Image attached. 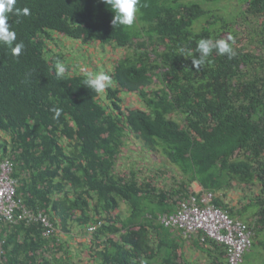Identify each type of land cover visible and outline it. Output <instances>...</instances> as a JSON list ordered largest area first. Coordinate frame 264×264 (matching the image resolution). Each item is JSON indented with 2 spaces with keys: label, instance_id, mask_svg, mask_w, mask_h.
I'll return each mask as SVG.
<instances>
[{
  "label": "trees",
  "instance_id": "trees-1",
  "mask_svg": "<svg viewBox=\"0 0 264 264\" xmlns=\"http://www.w3.org/2000/svg\"><path fill=\"white\" fill-rule=\"evenodd\" d=\"M137 7L132 27L113 28L100 0H16L29 15L8 19L20 55L0 45V160L12 163L16 196L53 234L38 223L3 224L0 264H71L59 231L71 235L74 225L92 238V264H183L177 253L186 241L158 218L195 194L194 183L252 232L241 264L264 259V0ZM229 37L231 59L213 50L193 68L200 39ZM57 59L68 69L62 78ZM96 72L111 77L101 94L83 86ZM131 137L141 144L133 158L124 156ZM238 187L246 195L240 208L227 199ZM206 236L191 235L192 244L214 252L212 264H227L225 247Z\"/></svg>",
  "mask_w": 264,
  "mask_h": 264
},
{
  "label": "clouds",
  "instance_id": "clouds-1",
  "mask_svg": "<svg viewBox=\"0 0 264 264\" xmlns=\"http://www.w3.org/2000/svg\"><path fill=\"white\" fill-rule=\"evenodd\" d=\"M100 2L105 4L107 6V8L113 13V17H112L111 22H110L111 26L113 28H116V27L127 28V27H132L134 25V22L137 18V12H138L137 6L139 3V0H100ZM15 4H16V0H0V45L7 46L11 50V53L13 56H19L24 45L22 42L21 43H15V46L13 47V44L16 41V33L14 31L10 30V26L8 24V19H9L10 14H14L17 16H19V15L27 16V15H29V9L24 8L23 10H21L19 8H14ZM231 39L232 38L229 37L228 40L220 39V40H216L215 42H213L210 39H200L197 43V48H196V51L199 53V56L191 58L193 68L195 70H199L201 68V66H203L207 62V59L211 55L213 50H215L217 52V54L227 55L228 58L231 59L235 55L233 47L229 43V41ZM181 53L183 56V50H181ZM54 70H55V74H56L57 78L64 77L68 71L66 65L63 62H61L59 59H57L56 62L54 63ZM110 84H111V77L104 72L87 73L86 76L84 77V80H83V86L86 87L87 89L95 92L96 94H101V93L105 92V90L110 86ZM126 95L129 96V95H135V94L128 93ZM120 96L123 99L127 98V97L124 98L123 94H121ZM139 103L141 105L140 99H139ZM131 107H133V106H131ZM133 108H138V107H133ZM139 108H143V106L141 105ZM61 111L62 110L58 109V108L53 109L54 119H58L60 117ZM132 139H135V138L131 137L130 141ZM135 140H137V139H135ZM137 143L139 144V146H141V144L139 143L138 140H137ZM127 151L125 152L124 156H129V155H127ZM132 155H134L133 150L130 152L131 158H132ZM150 155L151 154H149L148 156H150ZM0 161H4V160H0ZM195 184H197L201 188L200 191H195V189L193 187ZM192 188H193L195 194H191L187 199L182 201L175 213L163 214L161 216L159 215V218H158L159 222H161L163 224V226L170 228V230H172V233L175 236L185 238V239L190 238L191 235H197V233L199 231L186 234V233H184L183 228L180 226V224L166 225L165 217L168 218L174 214H177L181 210V204L183 202H192L193 199H195L197 201V203L202 207L208 206V205L215 207V205L212 204L213 196L211 193L203 194V189L198 183H194L192 185ZM200 193H202V194H200ZM208 196H211L210 201L206 204L201 203V200L205 197H208ZM16 198H18V197L16 196ZM18 199H21V198H18ZM21 201H22L24 209L33 213L31 210H29L24 205L22 199H21ZM215 208H217V207H215ZM217 209H219V208H217ZM219 210H221V209H219ZM221 211H223V210H221ZM223 212H226V211H223ZM226 213L228 214V212H226ZM34 215L37 216L40 214H34ZM46 220H47V218H46ZM20 223H24L25 225H30L32 223H38L43 228L44 236H51L53 234V228L48 221H47L48 226L46 224H44L43 222H39V221H37V222H35V221H32V222L21 221L18 224H20ZM18 224H14V225H18ZM94 230L95 229L92 226H89L88 231L90 233H92ZM59 233L61 234V237L63 239L67 240V247L69 246L68 247L69 252L67 253V255L71 259L74 258V255L76 252L75 249H77L78 247H80L84 244L89 243L88 245H90V240L92 239L91 237L85 238L83 236V234L80 232V230H78V231L74 230V232H72L71 235L64 233L62 231H59ZM66 236H71L72 238H75V239L69 240L68 237H66ZM206 239H211V238L206 236ZM204 240H205V238L202 241H204ZM211 240H213V239H211ZM214 242H216V241H214ZM216 243L219 244L218 242H216ZM251 247H252V237H251ZM250 248H249V250H250ZM0 249L2 250V247H0ZM2 252H3V250H2ZM3 254H4V252L2 254H0V262H2L1 257ZM87 256L90 258L89 250L87 252ZM243 260H244V257H243ZM89 262L91 264L93 263L92 257L90 258ZM226 262L228 264L227 251H226Z\"/></svg>",
  "mask_w": 264,
  "mask_h": 264
},
{
  "label": "built area",
  "instance_id": "built-area-1",
  "mask_svg": "<svg viewBox=\"0 0 264 264\" xmlns=\"http://www.w3.org/2000/svg\"><path fill=\"white\" fill-rule=\"evenodd\" d=\"M12 163L0 161V226L14 225L21 221H39L47 225L43 215L35 216L24 209L21 199L16 198V182L11 178ZM211 196L205 197L201 203L206 204ZM166 225H177L184 233L202 231L214 241L222 244L227 251L228 264H241L245 253L251 247L252 233L241 221H234L230 216L214 206H200L195 199L183 202L181 210L168 218ZM48 226V225H47ZM2 241H0V247ZM0 249V254H2Z\"/></svg>",
  "mask_w": 264,
  "mask_h": 264
},
{
  "label": "rangeland",
  "instance_id": "rangeland-1",
  "mask_svg": "<svg viewBox=\"0 0 264 264\" xmlns=\"http://www.w3.org/2000/svg\"><path fill=\"white\" fill-rule=\"evenodd\" d=\"M184 1H186V0H184ZM200 1H203V0H200ZM220 5L225 6L226 3L221 2ZM230 9H232V7ZM67 40H69V39H67ZM67 40L61 39V45L68 47V49H70V48L75 49L77 47L76 43L69 42L70 40L69 41H67ZM91 48H92L91 50L93 51V53L98 54L97 49H94L93 47H91ZM79 57H80V54L75 53L73 55L71 54L70 59L72 58V61L74 60V62L76 63L75 59H79ZM92 58H93L94 62L101 64V62H99L96 58H94V57H92ZM88 70H90L89 66H88ZM122 94H123L124 98L127 97L125 100H126L127 104H129L130 106H133V107H140L141 106L139 103L138 96H136V95H129L128 96L125 93H122ZM133 149H139V144L137 143V140H135V139H132L130 141L128 151H127V155H129ZM133 156H135V155H132V158H133ZM243 190L244 189L238 187V188H236V190H233V191L228 193L227 199H228V203L231 206H236V207L238 206V208H240L241 206H243L246 203V201L242 200V199H244L243 196H246V195H244ZM245 191H247V190H245ZM74 228L76 231L79 230L78 229L79 226H77V225H74ZM66 237H68L69 240L75 239V238H72L71 236H66ZM89 246L90 245H88V244H84V245L78 247L77 249H75L76 252H75L74 258L71 261V264L77 263L78 261H80V264H88L89 257L87 256V252L89 250ZM259 252H260V250L258 248H256L254 250V254L258 253L257 256H259L261 254ZM260 256L264 257L263 255H260ZM263 261H264V259L261 260L260 263H258V264H264Z\"/></svg>",
  "mask_w": 264,
  "mask_h": 264
},
{
  "label": "crops",
  "instance_id": "crops-1",
  "mask_svg": "<svg viewBox=\"0 0 264 264\" xmlns=\"http://www.w3.org/2000/svg\"><path fill=\"white\" fill-rule=\"evenodd\" d=\"M195 191H200L201 188L195 184ZM180 239H184L186 242L178 250V256L183 258V264L186 262L194 264H212V258L216 256V254L212 251L207 250H198L193 244L191 237L188 239L178 237ZM153 264H157V261L153 262Z\"/></svg>",
  "mask_w": 264,
  "mask_h": 264
}]
</instances>
